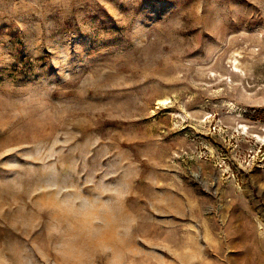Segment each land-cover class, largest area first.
Returning <instances> with one entry per match:
<instances>
[{"label": "rangeland", "instance_id": "obj_1", "mask_svg": "<svg viewBox=\"0 0 264 264\" xmlns=\"http://www.w3.org/2000/svg\"><path fill=\"white\" fill-rule=\"evenodd\" d=\"M0 264H264V0H0Z\"/></svg>", "mask_w": 264, "mask_h": 264}]
</instances>
